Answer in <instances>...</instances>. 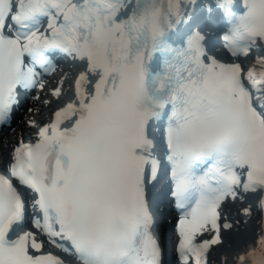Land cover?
Masks as SVG:
<instances>
[{
  "label": "snow or ice",
  "instance_id": "obj_1",
  "mask_svg": "<svg viewBox=\"0 0 264 264\" xmlns=\"http://www.w3.org/2000/svg\"><path fill=\"white\" fill-rule=\"evenodd\" d=\"M213 19L230 60L200 27ZM57 56L83 66L74 100L0 165V264H66L46 242L79 264H163L165 173L182 264H209L227 203L255 196L242 212L264 223V0H0V127ZM257 244L234 264H264Z\"/></svg>",
  "mask_w": 264,
  "mask_h": 264
},
{
  "label": "bare ground",
  "instance_id": "obj_2",
  "mask_svg": "<svg viewBox=\"0 0 264 264\" xmlns=\"http://www.w3.org/2000/svg\"><path fill=\"white\" fill-rule=\"evenodd\" d=\"M218 54H223V51L218 52ZM82 65L77 64L74 68L58 70V77L52 76L51 81L53 82V87L47 89V97H39L37 94L32 98V106L28 107V113L25 120H21L17 123L15 129L7 132L3 138L0 139V165H3L5 161L10 160L11 153L14 148L19 144L21 140L25 141L33 135L31 134V128L28 126V122H34L38 127L46 121H49L52 112L63 107L68 101L73 100L74 92V79L82 70ZM65 75L69 79L65 82L63 88V94L61 97L57 98L52 95V91L58 86V81H60ZM2 169V167H0ZM253 206L255 209L256 202L254 196L249 195L243 201H237L235 204L228 203L224 211L230 212L228 218L224 221L233 224V228L230 230H221L222 243L216 245L213 250V258L215 259V264H231L236 261L238 256L242 254H248L257 249L258 236L263 231L262 221L255 213L253 216H245L242 209L247 206ZM164 241L168 245L173 237V231L168 230V224L163 225ZM36 231L35 229H31ZM209 233H206L208 235ZM213 235V234H212ZM39 239H44L38 235ZM46 248L49 251L55 250L52 245L46 244Z\"/></svg>",
  "mask_w": 264,
  "mask_h": 264
},
{
  "label": "rangeland",
  "instance_id": "obj_3",
  "mask_svg": "<svg viewBox=\"0 0 264 264\" xmlns=\"http://www.w3.org/2000/svg\"><path fill=\"white\" fill-rule=\"evenodd\" d=\"M13 127H15V125H14ZM13 127H12V128H13ZM12 128H11V129H12ZM32 130H34V129L32 128Z\"/></svg>",
  "mask_w": 264,
  "mask_h": 264
}]
</instances>
